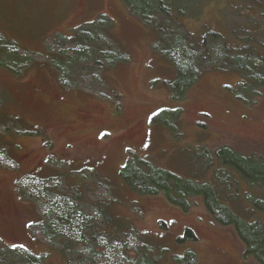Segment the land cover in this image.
<instances>
[{
	"label": "rangeland",
	"instance_id": "obj_1",
	"mask_svg": "<svg viewBox=\"0 0 264 264\" xmlns=\"http://www.w3.org/2000/svg\"><path fill=\"white\" fill-rule=\"evenodd\" d=\"M239 4L180 0L197 15L178 16L180 32L200 41L216 30L233 47L252 21L235 10ZM82 28L91 41L79 40ZM158 32L121 0H0V246L22 245L49 264H65L39 227L60 207L85 215L63 235L75 239L78 264H192L188 252L198 264H258L201 196L180 206L132 190L122 178L136 157L145 168L194 182L183 186L191 194L219 187L223 204L264 223V209L252 206L264 205V184L248 183L216 154L228 147L264 161V86L256 99L230 65L207 68L224 61L208 38L206 69L175 100L177 72L156 47ZM221 50L233 60L235 51ZM187 229L198 238L186 237Z\"/></svg>",
	"mask_w": 264,
	"mask_h": 264
},
{
	"label": "trees",
	"instance_id": "obj_2",
	"mask_svg": "<svg viewBox=\"0 0 264 264\" xmlns=\"http://www.w3.org/2000/svg\"><path fill=\"white\" fill-rule=\"evenodd\" d=\"M121 1L133 15L140 17L145 25L152 26L161 34L163 33V41H159L160 46L157 44L156 47L165 53L177 72V79L173 82L172 88V95L175 100L186 97L189 90L196 84L195 82L203 70L206 69L204 64L208 60L209 51L206 49L208 47H204L209 42L208 38L213 39L214 43L211 47H214L217 51L215 59L222 58L224 61L221 64H211L207 68L229 70L226 65H230V70H237L243 76L246 92H248L247 89L249 87L254 88L257 94L253 93V96L257 99L260 88L264 86V3L262 0H251V3L250 0H245V3L243 0H240L239 8L235 10L241 12L243 15L251 16L252 21H250V24L246 28L244 27V34H246L243 39L244 42L242 35L233 47L229 42H226L225 35L216 30L208 31L200 41H197L195 36L192 39H188V37L182 35L180 29L183 25H181L182 22L178 19V16L181 18L189 13H186L182 8L180 0ZM160 16L164 17V19H161ZM188 16L197 17L194 11H191ZM259 19H262L261 24L259 23ZM162 23H164V26H161ZM107 24H110V22ZM81 30L79 40L85 41L84 39H88L91 41V30L88 28H82ZM258 34L263 38H257ZM220 39H222V42L218 45L217 42ZM201 47L205 50H201ZM220 48L225 49L229 53H234L235 51L233 60L229 61L228 55L225 56ZM253 59H256L257 63L252 64ZM113 63L110 64L113 65ZM261 74L263 77H261ZM216 154L225 165H235L237 167L236 171L242 174L248 183L264 184V161L256 160L251 154L246 155L240 152L234 154L228 147L216 150ZM140 163H142L141 160L133 157L124 166L122 172V178L126 180L132 190H136L143 195L158 196V194H162L168 200L180 206L183 204L182 199L189 198L192 201L194 196H201L200 199L210 210L213 220L217 224L226 227L231 226L234 229L241 243H243V255L247 258L255 259L258 264H264V223L261 219L254 218L250 222L223 204L219 198L220 189L217 186H214L215 188L205 186L202 190L193 188L194 193L191 194L183 186L191 188L194 182L189 180L184 181L182 177L177 176L171 171H167L163 167L151 165L145 168ZM201 193L202 195H200ZM252 206L253 208L264 209L261 200L255 202ZM102 215H104L105 223H107L109 221L107 216L104 213ZM84 217L85 215L79 213L77 209L73 210L72 208L68 211H63L58 207L51 221L39 226L44 236H47L49 246L56 249L63 256L65 264H78V262L72 255L76 248L75 239L63 237V235L65 231L77 230L79 220ZM85 226L91 227L95 231L98 229L94 224L87 225L86 223ZM185 234L186 237L192 240L198 238L190 229H187ZM96 237L95 232L93 240H96ZM188 254V257L192 259V264H198L195 253L188 252ZM5 255L17 258L15 262L18 261L22 264H49L44 255L35 254L21 246H16L14 250L0 246V264L14 263L8 262L4 258Z\"/></svg>",
	"mask_w": 264,
	"mask_h": 264
},
{
	"label": "snow or ice",
	"instance_id": "obj_3",
	"mask_svg": "<svg viewBox=\"0 0 264 264\" xmlns=\"http://www.w3.org/2000/svg\"><path fill=\"white\" fill-rule=\"evenodd\" d=\"M153 115H155V113ZM21 247H23V246L21 245Z\"/></svg>",
	"mask_w": 264,
	"mask_h": 264
}]
</instances>
